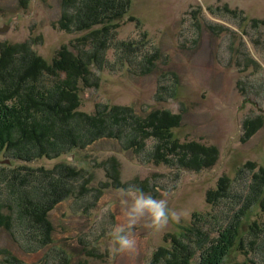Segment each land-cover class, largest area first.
<instances>
[{
  "label": "rangeland",
  "instance_id": "1",
  "mask_svg": "<svg viewBox=\"0 0 264 264\" xmlns=\"http://www.w3.org/2000/svg\"><path fill=\"white\" fill-rule=\"evenodd\" d=\"M61 12V0H0V28L10 27L0 32V52L2 45L30 43L52 63L63 46L75 51L71 42L86 31L61 29ZM118 39L135 43L131 59L98 71L99 87L81 89L79 110L94 114L106 103L130 105L141 115L176 113L182 120L172 130L173 148L160 152L159 138L132 126L135 134L107 136L54 158L27 162L1 153L0 164L10 160L11 170L20 169L31 180L63 165L81 174L64 178L74 191L51 212L50 242L27 235L33 222L25 231L0 229V264H152L160 247L170 246L173 232L210 212L215 202L207 197L222 177L229 178L230 194L217 202L223 201L234 219L238 214L244 219L241 208L252 175L264 167V0H133ZM152 54L153 69L144 72V59ZM197 148L219 150L211 168L191 162ZM130 186L185 215L159 230L145 216L131 231L135 250L121 252L112 229L127 226L121 201L130 204L131 198L121 190ZM249 214L246 232L253 221H264L260 208ZM246 247H236L227 264L260 262L261 254L248 249L244 254Z\"/></svg>",
  "mask_w": 264,
  "mask_h": 264
},
{
  "label": "trees",
  "instance_id": "2",
  "mask_svg": "<svg viewBox=\"0 0 264 264\" xmlns=\"http://www.w3.org/2000/svg\"><path fill=\"white\" fill-rule=\"evenodd\" d=\"M61 5L57 25L69 32L86 31L71 42L75 51L69 45L63 46L48 63L30 43L1 47L0 154L27 162L44 156L54 158L107 136L135 134L130 130L132 126L136 133L139 130L148 138H159L160 152L170 151L172 130L182 120L176 113L141 115L130 105L106 103L98 104L94 114L79 110L81 89L99 87L98 71L125 65L136 49L133 41L118 39L133 0H61ZM111 57L116 58L112 64ZM154 57L144 59V72L153 69ZM136 137L131 142L135 143ZM209 150H193L191 162L203 161V166L211 168L219 150ZM185 157L186 151L183 161ZM8 164H0V229L17 227L25 231V224L33 222L34 226L29 227L32 233L27 235L42 244L50 242L54 231L51 212L74 191L65 179H77L81 172L63 165L55 173L41 170L40 177L31 180L28 174L11 170ZM252 176L250 193L241 208L244 219L240 214L234 219L231 210L223 207L226 204L217 202L230 194L229 178L222 177L217 189L207 197L209 202H215L210 212L196 214L181 233L173 232L168 240L170 246H161L152 264H227L231 252L244 244V254H248L247 249L251 254H261L260 262L263 259L264 264V221L250 223L249 232L244 229L250 211L260 208L264 212V167Z\"/></svg>",
  "mask_w": 264,
  "mask_h": 264
},
{
  "label": "clouds",
  "instance_id": "3",
  "mask_svg": "<svg viewBox=\"0 0 264 264\" xmlns=\"http://www.w3.org/2000/svg\"><path fill=\"white\" fill-rule=\"evenodd\" d=\"M122 196L131 198V203L127 199L121 201L123 211L127 216V226L118 225L112 229V238L117 250L121 252L133 251L137 246V241L131 234L135 225L145 216L150 218L151 226L157 230L167 226L169 221L179 223L183 211L177 212L169 209L165 199H156L151 194H145L141 189L130 186L121 190Z\"/></svg>",
  "mask_w": 264,
  "mask_h": 264
},
{
  "label": "water",
  "instance_id": "4",
  "mask_svg": "<svg viewBox=\"0 0 264 264\" xmlns=\"http://www.w3.org/2000/svg\"><path fill=\"white\" fill-rule=\"evenodd\" d=\"M9 25H5L4 27L0 28V32L4 33V32H7L9 30ZM6 163H9L10 161L9 160H6L5 161Z\"/></svg>",
  "mask_w": 264,
  "mask_h": 264
}]
</instances>
